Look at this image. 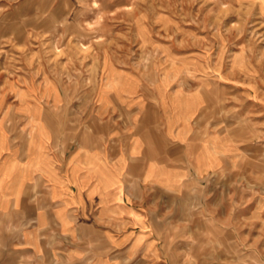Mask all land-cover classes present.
<instances>
[{
    "label": "rangeland",
    "instance_id": "rangeland-1",
    "mask_svg": "<svg viewBox=\"0 0 264 264\" xmlns=\"http://www.w3.org/2000/svg\"><path fill=\"white\" fill-rule=\"evenodd\" d=\"M146 110L157 135L193 114L224 155L177 185L142 165L101 199L91 163L47 172L48 151L144 129ZM0 166L20 201L1 212L0 264H264V0H0Z\"/></svg>",
    "mask_w": 264,
    "mask_h": 264
},
{
    "label": "crops",
    "instance_id": "crops-1",
    "mask_svg": "<svg viewBox=\"0 0 264 264\" xmlns=\"http://www.w3.org/2000/svg\"><path fill=\"white\" fill-rule=\"evenodd\" d=\"M150 105L151 104L149 103L147 104V106ZM156 110V113H151L152 116H154L152 117V120H150V116L147 113V110L143 113L144 115L142 116L143 118L145 117L144 120H146L147 118V121H143V125H145V127H142L144 129L135 130L130 133L122 130L119 131V134L114 136L112 135V133H110L108 127L105 129V132L103 134H96V138L94 140V142H96L95 145L90 144L88 146V149L86 150L75 148L73 150L74 153L67 160L63 159L62 157V159L60 158L61 160L57 162L60 155H58V153H55L57 155L55 157V154H52L48 151L47 157L51 163L46 165L49 166L47 167V172L49 170L58 168L57 165L91 163L90 165L93 168L92 171L97 173V175H91L90 183L92 185L96 184L98 187L93 186L89 194H91V197L98 195V198L101 199V195H104L105 193H109L114 190L116 193H118V188L119 192H122V183L126 179V175L130 176L132 171H136V169L140 168L142 165L149 166L147 168L146 174L144 175V178H147L151 181L155 180L156 182L160 181L161 183L165 184H169L168 181H170V183H172L173 185H177L178 182L182 180L183 175H185V173H187L188 170L191 169L192 162H195L197 164L198 162L203 161L206 163V165H208L207 163L209 156L224 155L221 151L218 150V137L213 136L212 138H205L204 136H202L200 138L202 131L199 133L195 131V129H192L190 120L193 114H190L186 111H184L182 114H179L180 117H177V120L168 121L167 119L165 124H161L163 127L159 124V134H155V127L146 126V124L149 122V120V123L151 124L153 118H156L155 121H158V109L156 108ZM171 160H174L179 165L174 166L175 168L170 167L171 165L169 164V162ZM11 163L12 162L9 163L10 166L12 165ZM154 163H157L161 166L155 170L156 167L153 168L152 166V164ZM162 165L165 166L163 167ZM197 165L199 167V164ZM206 165H204V167ZM50 166H53V168H50ZM4 168L5 167L0 166V169ZM13 168H18L16 163L14 164ZM138 171L141 170L139 169ZM2 172L0 171V216L3 219V213L1 212L6 206L8 208L12 207L14 215L18 213L16 215L19 216L20 212H16L17 206L20 204L19 198H17L16 200L12 193L10 196H8L9 193L4 194V187L2 185L1 177ZM43 173H46V171ZM140 173L141 172H139V174ZM49 184L51 188V195L54 194L55 191H58L60 188L57 183L53 182V179H50ZM99 185L102 186L99 187ZM76 193L83 194V191L77 190ZM117 197H119V199L122 198L121 194ZM114 208L115 209L113 211H119L120 214L123 212L124 214H127V212L130 213L133 210L128 205V203L123 200H118L115 203ZM79 209L80 208L78 205L77 210ZM69 210L70 208L66 211H62L61 214H58L56 212L54 213V217L56 216L63 219V221H61L63 229L66 228L65 219L71 217V215H67ZM81 211V215L85 216L86 214L84 212L86 210L84 207L81 209ZM113 214L116 215V212H114ZM92 215L95 217L97 215L100 216L101 214L98 210H95L92 212ZM110 216V218L113 219V221L111 222L116 224L118 221L117 219H115L116 216ZM124 217L127 221H129L128 217L131 220L130 216ZM18 220H21V218L18 217ZM81 221L85 227L88 225H92L94 229L99 230L90 219L87 220L83 218L81 219ZM108 230H110L109 227Z\"/></svg>",
    "mask_w": 264,
    "mask_h": 264
},
{
    "label": "bare ground",
    "instance_id": "bare-ground-1",
    "mask_svg": "<svg viewBox=\"0 0 264 264\" xmlns=\"http://www.w3.org/2000/svg\"><path fill=\"white\" fill-rule=\"evenodd\" d=\"M80 47V46H79ZM81 48V47H80ZM33 118V117H32ZM33 120V119H32ZM35 120V119H34ZM41 125V124H40ZM33 127V126H32ZM32 130V129H31ZM39 133V132H38ZM44 133V132H43ZM37 134V133H36ZM40 135V134H39ZM32 136V135H31ZM36 136H38V135H36ZM35 136V137H36ZM31 138H33V137H31ZM39 141V140H38ZM41 142V141H40Z\"/></svg>",
    "mask_w": 264,
    "mask_h": 264
}]
</instances>
